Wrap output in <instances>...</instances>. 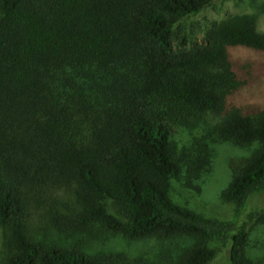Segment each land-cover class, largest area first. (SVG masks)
Here are the masks:
<instances>
[{"label": "trees", "instance_id": "trees-1", "mask_svg": "<svg viewBox=\"0 0 264 264\" xmlns=\"http://www.w3.org/2000/svg\"><path fill=\"white\" fill-rule=\"evenodd\" d=\"M209 1L0 0V227L15 247L3 264H107L26 235L31 212L60 194L79 205L69 220L78 228L183 238L162 264H207L210 244L225 241L227 264L250 263L239 217L264 191V106L224 104L247 71L232 50L264 52V1L256 13L209 20L191 40L178 21ZM207 112L222 116L217 138L257 144L220 192L227 219L168 196L170 179L188 181L207 164L174 140ZM251 216L264 221V208Z\"/></svg>", "mask_w": 264, "mask_h": 264}, {"label": "rangeland", "instance_id": "rangeland-1", "mask_svg": "<svg viewBox=\"0 0 264 264\" xmlns=\"http://www.w3.org/2000/svg\"><path fill=\"white\" fill-rule=\"evenodd\" d=\"M264 0H210L195 14L181 18L178 23L188 34L189 39L198 41L201 29L209 20H219L230 13H256L257 5ZM256 25L264 27V14L256 13ZM232 58L241 62L247 71H240L237 79L242 87L236 90L224 107L241 108L253 104L264 106V52L236 48ZM248 64L251 73L248 72ZM217 112H207L205 117L192 128L180 127L175 135L177 149L188 148L187 152L198 151L207 155V164L191 179H170L168 196L177 205L213 219H227L231 214V205L220 195L221 190L231 180L239 165L256 148L255 142L238 145L229 140L219 139L213 132V126L221 119ZM182 175H185L182 173ZM264 208V191L248 196L239 222L247 229L245 246L249 264H264V221L251 216ZM79 205L71 194H60L53 200L43 202L33 210L26 222V235L36 241L53 243L75 248L88 254L101 256L107 264H162L164 254L173 256L175 246L183 238H171L162 242L152 238L129 239L118 232L103 228L99 222L90 221L78 228L69 220L75 217ZM73 220V219H72ZM216 251L207 264H227L228 241L222 244L212 243ZM15 252L6 229L0 227V264Z\"/></svg>", "mask_w": 264, "mask_h": 264}]
</instances>
